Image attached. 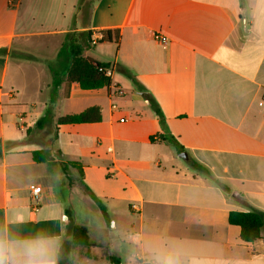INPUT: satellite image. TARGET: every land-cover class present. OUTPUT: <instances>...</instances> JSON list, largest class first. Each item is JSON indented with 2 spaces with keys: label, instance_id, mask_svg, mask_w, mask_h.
<instances>
[{
  "label": "crops",
  "instance_id": "crops-1",
  "mask_svg": "<svg viewBox=\"0 0 264 264\" xmlns=\"http://www.w3.org/2000/svg\"><path fill=\"white\" fill-rule=\"evenodd\" d=\"M77 55L111 86L53 92L49 66ZM0 142L3 264H64L73 226L81 264H264V224L248 243L229 222L264 215V0H0Z\"/></svg>",
  "mask_w": 264,
  "mask_h": 264
},
{
  "label": "trees",
  "instance_id": "trees-1",
  "mask_svg": "<svg viewBox=\"0 0 264 264\" xmlns=\"http://www.w3.org/2000/svg\"><path fill=\"white\" fill-rule=\"evenodd\" d=\"M110 32H104L102 36V41L108 40L107 36ZM118 37V36H117ZM66 46L62 48L59 57H62L65 54ZM27 58H33L28 56ZM110 67L109 64H102L92 60L91 58L83 57L82 55H77L75 58L71 59L64 66V73L59 70H55L53 67L49 66V69L52 74V88L53 92L57 91L61 86L65 85V90L70 83L77 82L83 89L92 90V89H100L104 87L111 86V79L105 77L98 71V67ZM131 77L134 76L129 73ZM136 81V79H135ZM67 95V94H66ZM157 114L160 116L161 122L164 123V117L158 105L154 101H150ZM99 108H91L80 114L74 115H66L57 120L58 125L65 124H81L88 122H96L101 120ZM49 114V110L47 116ZM47 116H44L37 123L38 126L42 125L46 120ZM33 160L37 163H47L48 165H54V159L51 154V151L48 149H42L38 151L32 152ZM69 165L76 166L77 163H69ZM197 170H205L199 164L195 165ZM92 199L96 202V205L100 209L104 221L106 223L109 222V216L107 213L106 207L99 201L94 195H92ZM229 222L232 225L239 226L241 229V238L244 242L252 243L260 239L261 230L264 224V215L260 212H240V211H232L229 214ZM71 246L73 248H77L82 250L83 248L87 249L91 246L89 242V237L87 234V230L84 227L73 226L72 228V241ZM23 263L33 261L32 258H24L21 259Z\"/></svg>",
  "mask_w": 264,
  "mask_h": 264
},
{
  "label": "built area",
  "instance_id": "built-area-1",
  "mask_svg": "<svg viewBox=\"0 0 264 264\" xmlns=\"http://www.w3.org/2000/svg\"><path fill=\"white\" fill-rule=\"evenodd\" d=\"M155 39L161 43H164V44L167 43V39L162 37L160 34H156ZM98 71L101 74H103L105 77L112 79V76L114 73L112 68L100 66V67H98ZM118 92L120 94H124V92L121 90H119ZM109 150L111 151L110 148H109ZM30 192H31L32 201L34 202V210L38 211L39 205H40V199H41V195H42V189L39 186L31 185L30 186ZM133 208H136V207L133 206Z\"/></svg>",
  "mask_w": 264,
  "mask_h": 264
},
{
  "label": "rangeland",
  "instance_id": "rangeland-1",
  "mask_svg": "<svg viewBox=\"0 0 264 264\" xmlns=\"http://www.w3.org/2000/svg\"><path fill=\"white\" fill-rule=\"evenodd\" d=\"M30 111H33V108H29ZM180 161H182L180 158H179ZM184 161V160H183ZM181 162V163H185V162ZM186 166V164H183ZM190 167V166H189ZM195 169V168H194ZM72 257L68 259L67 262L70 261L69 264H81L79 263V261L77 262V260H80V262L82 261L81 259L85 260L84 258L86 257V248L80 250V249H77V248H73L72 247ZM66 260L63 261L64 264H66L67 262H65ZM84 263V261H82ZM90 264H103L101 262H98V261H92L90 262Z\"/></svg>",
  "mask_w": 264,
  "mask_h": 264
},
{
  "label": "water",
  "instance_id": "water-1",
  "mask_svg": "<svg viewBox=\"0 0 264 264\" xmlns=\"http://www.w3.org/2000/svg\"><path fill=\"white\" fill-rule=\"evenodd\" d=\"M0 155H2V145H1V142H0ZM180 156L183 157L184 159H188V155L186 153H182ZM235 197H236L235 194L232 195V198H235Z\"/></svg>",
  "mask_w": 264,
  "mask_h": 264
},
{
  "label": "clouds",
  "instance_id": "clouds-1",
  "mask_svg": "<svg viewBox=\"0 0 264 264\" xmlns=\"http://www.w3.org/2000/svg\"><path fill=\"white\" fill-rule=\"evenodd\" d=\"M0 264H3V260L2 259H0Z\"/></svg>",
  "mask_w": 264,
  "mask_h": 264
}]
</instances>
